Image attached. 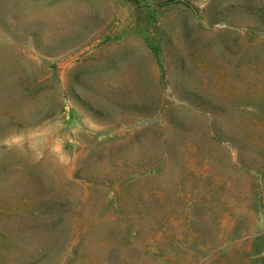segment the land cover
I'll list each match as a JSON object with an SVG mask.
<instances>
[{"label":"rangeland","instance_id":"rangeland-1","mask_svg":"<svg viewBox=\"0 0 264 264\" xmlns=\"http://www.w3.org/2000/svg\"><path fill=\"white\" fill-rule=\"evenodd\" d=\"M0 0V264H264V0Z\"/></svg>","mask_w":264,"mask_h":264},{"label":"trees","instance_id":"trees-1","mask_svg":"<svg viewBox=\"0 0 264 264\" xmlns=\"http://www.w3.org/2000/svg\"><path fill=\"white\" fill-rule=\"evenodd\" d=\"M131 1H138V0H131ZM177 2H181V0H163V2H161V4L167 5V4H171V3H177Z\"/></svg>","mask_w":264,"mask_h":264}]
</instances>
